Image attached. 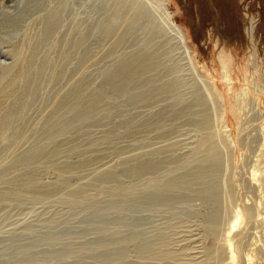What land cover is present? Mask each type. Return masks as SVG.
<instances>
[{
    "label": "rangeland",
    "instance_id": "1",
    "mask_svg": "<svg viewBox=\"0 0 264 264\" xmlns=\"http://www.w3.org/2000/svg\"><path fill=\"white\" fill-rule=\"evenodd\" d=\"M10 1L0 17L28 4ZM40 9L10 38L27 51L40 18L59 12L43 50L53 77L4 134L13 143L0 140V264H264V0ZM127 60L139 66L129 78L114 70ZM0 65L2 113L21 81L11 58ZM67 92L93 105L69 131L38 138L49 116L72 117ZM34 143L38 160L12 167ZM160 193L172 199L135 207Z\"/></svg>",
    "mask_w": 264,
    "mask_h": 264
},
{
    "label": "bare ground",
    "instance_id": "2",
    "mask_svg": "<svg viewBox=\"0 0 264 264\" xmlns=\"http://www.w3.org/2000/svg\"><path fill=\"white\" fill-rule=\"evenodd\" d=\"M44 1L45 0H27L28 2L27 6L25 5L20 10L18 8V5L16 4L17 1H15L16 7L13 10L15 11V13L12 14L10 12L8 15H4L5 13L2 11L4 16L0 17V56L4 58H11V61L13 62V66H16L17 64L18 67L15 70V72H16V76H18V78L21 81L18 85V88L15 89L16 91L13 92L12 95L10 94L12 96V97L10 96L11 100L6 105L4 104L5 107L3 112L2 113L0 112L1 113L0 140H5L6 137L4 136V134L7 133V131L10 130L12 127H14L17 123H19L21 119L24 117L26 109L29 106H31L30 105L31 101H33L34 97H36V95L40 92L42 82L45 79H47L46 75L49 74L48 76L49 81L51 77H53V73H54L53 62L49 57V53L47 54L43 53V50L45 49V47L49 46V39H51L54 31L57 28V25L60 24V23L58 24L59 18L57 17V15L59 16V12L57 10L55 9L49 10L42 19L40 18L39 22L42 24L40 33L37 35L36 40L34 42L31 41V45L26 47L28 49L27 51H25L22 46H19V44L12 42L11 41L12 39H10L11 35L18 31L20 23H22L21 20L25 16L39 15L41 11L40 8L41 6H43ZM8 46L11 49L10 48L6 49V47ZM26 52H28L27 55L25 54ZM3 68H7V67H3ZM137 68H139L138 65L135 67L136 70L134 71L131 70L132 68H130L129 61L127 60L120 63L117 66V68L114 70L115 71L118 70V72H120L119 70H121L120 74L125 75L129 78V76L135 75ZM3 71L0 72V82L2 79V74L4 73ZM74 101H75L74 92H67L63 97L61 107L62 108L66 107V110L67 111L69 110L68 112L70 113L72 112L73 114L72 117L62 116L61 118L56 119L55 116H49L44 120L42 131H39L41 133L39 134L38 138L43 137L46 139H50L54 135L69 131L75 124H77V122H79L84 118V115L87 113V110L93 105V103H89L88 105L87 104L84 105L80 103L77 104V103H73ZM12 141L13 140H11L10 142L6 141V145L9 147L13 143ZM6 147L4 149H6ZM41 151H43V149H41L39 145H35L34 143L32 148L28 149L21 155H18L16 156V158H14L12 162V167L28 168L32 166L34 162L38 160L39 156L42 155ZM151 165L149 164L146 166H140V167L138 166L136 168H132L131 172L132 174H134L136 172L140 173L147 169H153L151 168L153 167ZM167 199H172V198H170L168 195H164V193L153 194L152 196L148 197L146 202H143L141 204H135V207L140 210L143 205H147V204H150L151 207L153 205H159V204L162 205L163 203H165L164 201H166ZM119 242L120 241H118V243ZM144 247L148 248V244H146ZM121 252L122 251L120 248L113 252H104L101 254L100 258L111 259L116 256H119Z\"/></svg>",
    "mask_w": 264,
    "mask_h": 264
}]
</instances>
